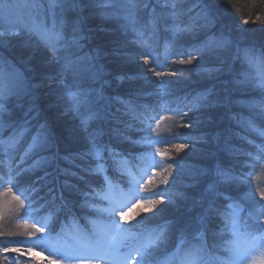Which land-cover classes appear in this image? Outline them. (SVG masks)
<instances>
[{
	"label": "trees",
	"instance_id": "16d2710c",
	"mask_svg": "<svg viewBox=\"0 0 264 264\" xmlns=\"http://www.w3.org/2000/svg\"><path fill=\"white\" fill-rule=\"evenodd\" d=\"M18 1L17 3L15 0H6L13 5L22 6L23 9L19 10L15 7L12 15L7 20L2 18L0 24V28L3 30L17 33L16 35L0 37V81L10 80L18 73L33 83L38 81L42 75H54L60 66L47 63L53 56V52L41 42L38 32L40 29L51 30L53 21L55 20L59 25L62 19L64 26L58 30L63 33L66 39H70L74 23L83 15L88 19L81 24V31L86 37L91 36L92 38L81 41L84 47L77 52V55L90 54L95 56L97 51H100V58L95 62L104 66L108 75H105L103 79L111 82L110 85L104 86V99L96 105V108L99 109V116L89 121L87 128L88 133L96 134L97 147L101 149L99 158L96 153H92L84 159L78 158L71 162L57 159L44 170L37 169L34 174L32 172L22 174L20 188L28 187L36 176H43L44 171L53 173L59 180L58 190L69 205V207L54 214L51 207L46 206L41 209L40 204H43L44 201H39L34 205L35 208L39 209V213L35 214V219L30 217L32 223L46 225L53 237H58L61 223L65 221L64 219L68 215L73 221H78L86 228L96 229L93 221L99 220L102 214L94 209L81 207L84 198L80 193L101 187L106 182L105 176L108 177V180L120 182V184L130 183L129 171L137 178L142 176L141 170L143 168L140 165L143 163V159H139L138 154L146 147L142 143L133 145L124 137H130L133 141L142 140L144 134L135 130L142 125L138 123L135 117L144 111L143 106L148 105L152 109H157L155 119L152 120L154 126L155 120L159 119L160 115L174 116L171 111L159 110L165 101H172L167 107L174 108L177 98L188 96V99H191L197 93L211 90L209 104L213 106L190 113L193 120H200L203 123L198 124L195 130L178 129L183 135H203L208 143H197L195 148L204 151L191 153L192 151L184 149L185 153L182 151L184 155H181V153L176 154L173 150L174 153L171 156L182 164H193L200 169L210 170L211 173L215 172L217 165L225 170L231 169L234 175L243 177V182L220 187V191L224 195L216 199L214 207L219 208L222 214L210 213L206 227L201 229L196 222V217L207 208V201L202 207L195 202L201 199L204 190L213 181L214 175L206 171L197 183L192 184L186 174H176L174 170L173 174L176 175L174 187L177 191L183 192L188 199L187 201H177L178 209L171 205L167 206L163 218L164 220L177 221L178 223L172 227L173 231L182 232L183 237H188L187 233L199 232L198 243L201 249L205 251V260L218 257L216 252L221 251V245L215 244L211 237V227L220 228L226 233L228 230L226 226L228 225L225 217L231 213V209L227 207L230 202L239 203L241 209L245 205L249 207L243 200V196H246L245 193L249 189L248 185L253 184L256 172L254 168L260 165L259 160L262 158V153H258L256 146H264V136L260 134L264 132V107H261L264 105V86L261 83L264 81V23L257 21L256 17L264 15V0H179L181 15L175 22L168 19L167 24L162 22L157 25L158 39L149 36L153 9H155L154 14L157 16L171 9L162 8L161 4L156 3V0H148L147 8L143 7V0H131V2L138 4L139 8L130 19H125L129 0H106L110 11L113 5L118 10L116 16L109 18L100 16L98 14L99 9L95 7L85 8L83 13H61L63 0ZM205 12L214 23L208 24L206 28H201L199 25L207 23L204 19ZM246 18L250 20L247 25L242 23ZM173 23L180 28L195 24L196 29L191 33L177 34L173 40L171 32L164 30L165 27L171 26ZM124 25L129 26L127 32L124 30ZM132 26H135L137 30L146 32L145 39H147L148 46L140 42H133L136 39V33L131 30ZM90 28L96 31L90 33ZM221 33L232 42L230 47L215 49L205 52L203 55L192 51L191 55H195L197 59L191 65L172 63V61L181 58L187 59V54L180 55L181 48L190 49L205 44L213 37H219ZM106 41H112L110 47L105 46ZM114 49H119V55L113 54ZM104 52L109 54L105 56ZM149 52L157 56L158 62L163 65L157 70L167 68L169 71L183 73L182 76L162 78L172 82L169 86L171 95L165 97L163 101L158 95H149L156 92L158 84L157 78L151 73H147V82L143 78L127 79L129 76H141L148 67L152 66L144 65L142 59V56L149 54ZM125 53L135 58L129 60ZM190 69L197 71H190ZM202 69L220 70L213 71L209 75L207 72L200 71ZM38 70L41 71L40 74H38ZM118 76L126 78L121 82L117 80ZM65 79L66 83L71 85V74H68ZM91 87L99 88L100 84H92ZM50 89H52L53 94L48 99L57 102L58 111L63 112L66 104L58 98L63 95L65 89L59 84V78L51 83ZM41 92H44V89ZM18 102L24 104V110H26L27 98L17 101V98L12 97L8 107L14 113L13 119L18 117V123H23L26 118L23 116V110L16 107ZM187 110V107H180L181 112ZM82 111L85 112V115L88 114L87 109ZM40 122L42 123L43 120ZM183 122L187 123L188 121L184 120ZM172 123L173 120L171 119L161 121V130H167ZM31 124L36 125L37 122L32 121ZM63 124L67 130L71 131V135L68 131L65 132L66 138L59 145V156L71 157L77 153L87 152L91 145L85 138V133L80 131V119H74L73 114L69 112L63 117ZM128 125H132V128H129ZM34 131L35 128H33V133ZM9 135L10 133L7 131L3 133L4 138ZM175 141L171 139L168 143L185 142L179 139H175ZM30 142L31 134L23 138L14 148H6L0 145V196L7 195L4 189L11 186L8 183L9 174L16 177L17 172L23 168H29L38 159L34 154L25 156V150ZM104 146L113 149L114 153L110 155L107 151L102 150ZM157 146L167 147L165 144ZM42 154L51 155L50 152ZM171 162L170 158H165L164 165L166 166L167 163ZM101 164L104 166L102 172L87 173L82 171L85 168L94 170ZM160 167L156 168L155 176L151 174L152 183H149L150 177L144 179L146 190H143L141 201L152 198L148 196L147 190L153 192L168 190V185L157 184L155 187L152 186L161 176L167 175L166 171L161 172ZM59 169L76 172L78 176H83L84 179L79 180L77 177L64 176L59 173ZM65 180L69 184L75 185L76 188L71 191L64 189ZM169 180H172L171 176ZM186 184L192 186L185 188L183 185ZM101 189L99 188L102 192L103 189ZM11 194L21 195V192L16 187H12ZM40 195H44V193L41 192ZM225 197H230L231 201ZM21 198L23 199L22 195ZM46 199L50 200L51 197H46ZM106 202L108 201L99 197H93L89 201V203L95 204L96 208H103ZM188 209L191 211H187ZM41 212L45 215L42 216ZM50 215L52 219H48ZM151 216L152 213H147L145 217ZM62 218L63 220H61ZM139 219L140 217L137 216L135 220L131 221V224L135 225L131 229L132 231H142L141 227L136 224ZM160 221L163 220L159 218L149 220L145 228ZM253 233H255L254 230ZM227 239L228 236L225 234L223 240L227 241ZM0 264H6L2 256ZM35 264H39V262Z\"/></svg>",
	"mask_w": 264,
	"mask_h": 264
},
{
	"label": "snow or ice",
	"instance_id": "6c2138e0",
	"mask_svg": "<svg viewBox=\"0 0 264 264\" xmlns=\"http://www.w3.org/2000/svg\"><path fill=\"white\" fill-rule=\"evenodd\" d=\"M157 4H161L162 8L171 9L170 11L161 13L159 16L155 15V9H153V19L150 21L151 32L149 36L154 39H158V28L157 25L160 23L167 24V20L171 19L175 22L181 12L179 10V0H156ZM15 5L6 2V0H0V17L7 20L13 13ZM95 7L99 9L98 14L104 18H109L116 16L118 10L115 6H112V10H109V4L106 0H63L61 5V13L63 12H78L83 13L85 8ZM143 7H148V0H143ZM139 8V5L131 2L127 4V15L125 19H130L134 15L135 11ZM88 17L83 15L74 23L72 27V36L70 39H66L58 28H63L64 21L61 19L59 25L56 21H53V28L40 29L38 32L39 38L42 43L49 47L53 56L47 61L48 64L59 65V70L54 75H42L41 78L36 82H31L26 79L22 74H16L10 80L0 81V145L6 148H14L18 145L23 138L31 134V142L28 144L25 150V156L28 154H34L38 157L34 163L29 168H23L20 172L16 173V177L11 174L8 176L9 187L4 189L5 194L12 193V187H16L21 195H13L12 199L18 202L17 211L21 218L31 217L35 219V214L39 209L35 208L34 205L39 201H44L40 204V208L43 209L46 206L53 208V212L58 213L64 208L69 207L68 202L65 200L62 193L58 190L59 180L53 173L44 171L43 176H36L35 180H32L28 187L20 188V178L23 173L32 172L33 174L37 169L44 170L47 166H50L57 159L69 160L70 162L75 159H84L92 153H96L99 158L100 148L97 147L96 134H90L87 132L89 121L96 119L99 116V109L96 108L98 102L104 99L103 88L105 85H110V81L103 79L108 73L105 72L103 65H98L95 61L100 58V51H97L96 55L85 54L83 56L77 55L79 50H82L84 45L81 41L85 39H91V36L83 35L81 31V24H83ZM204 19L207 21L204 25H199L201 28H206L208 24L214 23L210 20L207 12L204 13ZM257 21L264 23V15H258L256 17ZM249 19H244L243 24H249ZM254 23V21H253ZM124 30L128 31V25H124ZM239 27V26H238ZM196 29V25H189L184 28H180L178 25L173 23L171 26L165 27L166 32H171L172 39L175 40L177 34L180 33H191ZM136 33V39L133 41L140 42L141 44L148 46L147 39H145L146 32L142 30H137L135 26L131 29ZM95 29H89L90 33H94ZM103 31V29H100ZM17 33L12 32H0V36L4 35H15ZM231 41L224 36L222 33L219 37H213L210 41L205 44L195 46L190 49L181 48L180 55L183 56L187 54V59L181 58L179 60L172 61L173 64H187L191 65L193 61L197 59L195 55H191L192 51H196L203 55L205 52L213 51L215 49H222L231 46ZM112 41H106L105 46L110 47ZM239 51V49H238ZM105 56L109 53L104 52ZM113 54L119 55V49H114ZM129 60L135 57L125 53ZM151 56V59H150ZM144 65H152L147 68V71L139 77L129 76L127 79L143 78L148 81L147 73H151L152 76L156 77L158 80L157 90L155 93H150L149 95H158L163 101L165 97L171 95L170 84L171 81L163 80L164 77H176L182 76L183 73H178L175 71H169L167 68L164 70H157L159 67H163L158 62V57L152 55L151 52L147 55L142 56ZM220 69H202L200 71L207 72L209 75L213 71H219ZM190 71H197L196 69H190ZM71 74L72 83L71 85L66 83V76ZM59 78V84L65 89L62 96L58 100L65 102L66 107L63 112L58 111V103L48 99L53 93L41 92L45 87H50L53 81ZM126 77L118 76L117 80L123 81ZM47 82V83H46ZM100 84L99 88L91 87L92 84ZM264 86V81L261 82ZM211 90L208 92L197 93L191 99L188 96L177 98L176 107H167L172 101H165L164 104L160 106L159 110L171 111L174 113L172 117H166L160 115L159 119L155 120V126L152 125V120L155 119L157 114V109H152L148 105H144V111L136 115L135 119L138 121L142 127L135 129L138 132L143 133L142 140L133 141L130 137H124L125 140H129L133 145L143 144L149 149V152L142 157L146 160V167H151L153 171V176L156 174V168L164 165L165 158H170L171 163H167L165 167H160L161 172H167V175L161 176V178L152 184L155 187L157 184L168 185L167 191H150L147 190L148 196L152 197L150 199L141 201L138 199V189L143 191L146 190V185L140 183L135 175L129 171L131 180L129 187L126 191H121L118 196L112 195V186L108 177L105 176L106 182L109 184L107 191L101 192L97 189H91L87 192H81L80 195L84 198V203L81 207L90 208L98 211L102 214L99 220L93 221L94 226L97 231L96 243L94 245L80 244L65 246L63 248H58L56 251L62 255L66 261V264H99L100 259L105 261V264H127L129 256L132 252L135 255H131L133 264H155V253L158 251L162 242L166 238V234L170 227H173L177 221L174 220H164L163 214L165 208L171 205L173 208L178 209L179 205L177 201H187V197L183 192L177 191L174 187L176 183V175L173 174L175 169L176 174H186L195 184L199 181L200 177L208 171L210 174L214 175L213 181L204 190L199 201L195 203L201 207L204 202L207 201V208L202 214L196 217V222L201 229L206 227V221L209 218L210 213H220L219 208L214 207L215 201L218 197L224 195L220 191L222 185H228L237 182H243V177L236 176L232 173L231 169L225 170L217 165L214 173L210 170H204L198 168V166L193 164H182L171 156V151L174 150L176 154H179L184 149H189L190 147L194 151L203 152V149H196L195 145L197 143H208V141L201 136L183 135L178 131V129H192L195 130L197 125L203 123L200 120H193L190 113H195L202 108H208L213 105L209 104V96ZM12 97L17 98V101L27 98V108L22 103H17L16 107L23 110V116L26 118L23 123H18L17 119H13L14 113L8 107L9 101ZM187 107V111H180V107ZM261 107H264L262 105ZM83 109H87L88 114L85 115ZM69 112L73 114L74 119H80V131L85 133V138L88 140L91 147L87 152L77 153L71 157L59 156V145L66 138L65 132L68 131L71 135V131L67 130L63 124V117ZM166 119L173 120L171 127L167 130L162 131L160 128L161 121ZM43 120L41 123L40 121ZM187 120V123L183 121ZM36 121V125H32L31 122ZM132 128V125H128ZM33 128L35 131L33 133ZM9 132L10 135L7 138L3 137L4 132ZM264 136V132L260 133ZM171 139H179L185 142H177L169 144L168 141ZM165 144L167 147L161 148L157 145ZM154 147V153L151 149ZM258 153H264V146L257 145ZM104 151H107L110 155L114 153V150L104 146ZM50 152L51 155H43L42 153ZM207 154V153H206ZM250 155V154H249ZM156 156L161 159L157 161ZM24 159V157H22ZM58 168V165H57ZM82 171L90 173L92 171L102 172L104 171V166L98 165L96 169L85 168ZM59 173L64 176L77 177L79 180H83V176H78L76 172H70L67 169H59ZM172 180H169V177ZM15 183L13 184V181ZM149 183H152V178H149ZM185 188L191 187V184L183 185ZM63 188L71 191L75 189V185H71L67 180L63 183ZM46 189V191H45ZM43 192L44 195H40ZM249 197L251 194H248ZM262 200H264V191L259 193ZM46 197H51L47 200ZM93 197H99L102 200L108 201V206L106 208H96L95 204L89 203ZM231 201L230 197H225ZM27 201V203H26ZM59 201V203H57ZM133 201H135L133 203ZM143 206L141 207V205ZM131 205V206H129ZM163 205L164 207H157ZM231 209V213L225 218L227 220L228 227L231 228L233 235L236 237L234 242L230 258L225 262V264H241L242 261L248 258L249 253L256 250L259 246L262 235H254L252 231L249 230L247 225H244V232H241L240 224V213L242 211L239 203L234 201L227 205ZM187 211H191L188 209ZM134 213V215H133ZM141 213H152L151 217L141 216ZM139 216L140 219L136 221V224L145 228V225L149 220L159 218L163 220L161 225L155 228H151L147 231L136 232L132 231L135 225L131 224V221ZM261 218L264 219V210H261ZM48 219H52L50 215ZM24 226L30 229H34L35 232L29 231L28 235L33 236L35 233H43L45 231L44 227H37L36 223H28L25 219ZM264 229V226H258ZM45 246L48 245V241H41ZM135 245V247H133ZM127 247L129 249L128 253H123L121 250ZM3 252L7 253L9 251L19 252V248L2 249ZM184 264H197V252L190 253L186 258Z\"/></svg>",
	"mask_w": 264,
	"mask_h": 264
},
{
	"label": "rangeland",
	"instance_id": "374dc122",
	"mask_svg": "<svg viewBox=\"0 0 264 264\" xmlns=\"http://www.w3.org/2000/svg\"><path fill=\"white\" fill-rule=\"evenodd\" d=\"M17 3L18 0H15ZM17 9L22 10L23 7L20 5H15ZM15 10V9H14ZM2 17H0V24H1ZM0 32H12L10 30H3L0 28ZM16 35V34H15ZM9 35H4L0 37H7ZM22 40V39H21ZM41 71L38 70V74H40ZM51 85L50 87H45L44 92L51 91L52 89ZM52 101V100H51ZM172 141H175V139H172ZM176 142V141H175ZM164 145V144H163ZM171 151V155L174 153L173 150ZM188 151H192L191 153H194V150L188 149ZM184 152V151H183ZM183 152H180L181 155H184ZM262 158L259 160L260 165L255 167L256 172L254 174L255 180L253 184L248 185L249 189L245 193L246 196H243V200L245 203L248 204L249 207L246 205L244 206V210L248 211V217L250 216L251 221L253 222V226L258 229H262L258 226H264V219L261 218V210H264V200L261 199L259 193L260 191H264V153L261 154ZM161 158L157 156V161H159ZM257 162V161H255ZM161 167H165V165H161ZM175 170V169H174ZM173 170V172H174ZM149 172H152L148 170ZM153 174V172H152ZM151 177V175H150ZM248 194H251L250 197ZM12 194L9 195H1L0 196V258L1 256L5 260V263L8 264H35L32 261H26L24 259L25 256H32L33 253L31 251H27L25 246L23 244H19V241L23 239V236H29V231L35 232L34 229H30L24 226L25 219H29V217L21 218L17 208H18V202L14 199H12ZM242 196V195H241ZM27 203V201H26ZM48 211V210H47ZM49 212V211H48ZM39 213V211H38ZM42 216L45 214L43 212L40 213ZM147 213H141V215L146 216ZM28 220V223L31 224ZM135 223V221H134ZM264 230V229H263ZM44 233V232H43ZM211 237L214 239L215 244L219 243L221 245V251L219 252H225V250L222 248L223 245H225V242L223 241V238L226 235L232 236L233 239L236 241V237L233 235V232L225 231L223 232L220 228L215 229L211 227L210 230ZM31 237V236H30ZM32 237L37 238L36 240V246L37 248L43 250L38 253V256H46L48 258H57L58 254L57 251H55L50 242H48L49 246H45L41 243V241H45L44 237H40L37 234L33 235ZM28 238V237H25ZM9 248V249H15L19 248L21 251L15 252V251H9L7 253L3 252L2 249ZM226 254V253H225ZM17 262V263H16ZM45 264V263H42ZM241 264H264V239H261V242L259 246L256 248L255 251L249 253L248 258L241 262Z\"/></svg>",
	"mask_w": 264,
	"mask_h": 264
}]
</instances>
